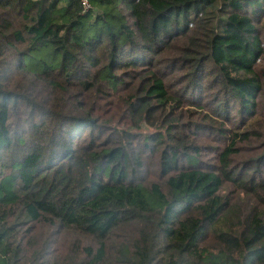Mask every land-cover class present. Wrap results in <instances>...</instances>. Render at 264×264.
<instances>
[{
	"label": "trees",
	"instance_id": "obj_1",
	"mask_svg": "<svg viewBox=\"0 0 264 264\" xmlns=\"http://www.w3.org/2000/svg\"><path fill=\"white\" fill-rule=\"evenodd\" d=\"M0 264H264V0H0Z\"/></svg>",
	"mask_w": 264,
	"mask_h": 264
},
{
	"label": "built area",
	"instance_id": "obj_2",
	"mask_svg": "<svg viewBox=\"0 0 264 264\" xmlns=\"http://www.w3.org/2000/svg\"><path fill=\"white\" fill-rule=\"evenodd\" d=\"M84 5L87 6V0H83Z\"/></svg>",
	"mask_w": 264,
	"mask_h": 264
},
{
	"label": "rangeland",
	"instance_id": "obj_3",
	"mask_svg": "<svg viewBox=\"0 0 264 264\" xmlns=\"http://www.w3.org/2000/svg\"><path fill=\"white\" fill-rule=\"evenodd\" d=\"M43 232H46V230H43Z\"/></svg>",
	"mask_w": 264,
	"mask_h": 264
}]
</instances>
